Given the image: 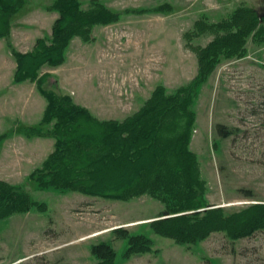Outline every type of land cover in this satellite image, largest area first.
Instances as JSON below:
<instances>
[{
  "label": "rangeland",
  "instance_id": "obj_1",
  "mask_svg": "<svg viewBox=\"0 0 264 264\" xmlns=\"http://www.w3.org/2000/svg\"><path fill=\"white\" fill-rule=\"evenodd\" d=\"M54 1L23 0L24 5L11 16L9 39H0V134H7L0 144V178L20 186L32 202L28 210L0 218V264H97L89 248L99 241L111 243L116 252L113 264H264V228L235 239L218 230L194 244H179L149 226L151 220L169 215L168 206L159 198L144 193L122 200L40 187L29 178L32 171L24 174L41 166L39 151L44 161L53 151L54 139L39 137L33 143L19 132L20 124L36 125L40 117L39 111L23 113L26 104L35 111L45 99L34 83H11L15 60L7 42L22 52L33 48L38 37L49 43L58 16L48 8ZM77 1L82 12L100 4L121 15L114 22L90 27L88 42L72 37L64 61L56 67L43 65L39 73L52 75L45 83L47 89L69 94L74 103L100 120L118 121L137 111L159 84L169 95L195 77L197 50L215 39V31L209 29L193 35L197 21L209 26L227 18L239 5L256 6L258 2ZM161 2L169 3L172 10L124 13ZM254 32L246 37L241 55L220 57L189 106L194 122L187 149L197 162L198 177L206 184L207 207L220 206L225 214L264 204V39ZM217 123L231 133L220 136ZM50 128L51 124L42 127ZM23 146L37 162L31 169L11 170V163L17 164L26 152ZM116 228L147 236L151 251L124 259L126 241L115 238Z\"/></svg>",
  "mask_w": 264,
  "mask_h": 264
},
{
  "label": "trees",
  "instance_id": "obj_2",
  "mask_svg": "<svg viewBox=\"0 0 264 264\" xmlns=\"http://www.w3.org/2000/svg\"><path fill=\"white\" fill-rule=\"evenodd\" d=\"M23 5V0H0V38L9 39L11 16ZM78 5L77 0H55L48 7L58 14L51 26L49 43L38 37L31 51L23 53L7 42L16 62L13 82H35L46 101L39 122L20 124L19 132L27 138L54 139L53 151L39 168L32 170L29 178L40 187L77 190L100 197L126 200L147 193L159 198L168 206L169 215L151 220L149 226L154 233L179 244H194L218 230L235 239L263 229L264 204H250L229 214L220 206L207 207L206 184L198 177L197 162L187 149L194 122V112L189 106L197 89L221 56H239L244 52V41L258 29V24L262 28L253 35L264 39V23H258L252 7L239 5L227 18L209 26L202 20L197 21L193 35L209 29L215 31V39L197 50L195 77L169 95L159 84L137 111L118 121L100 120L88 108L74 103L69 94L47 89L45 83L50 74L39 73L43 65L56 67L64 61V52L72 37L80 36L88 42L90 27L114 22L121 15L100 4L87 12L80 11ZM171 10L169 3L161 2L124 13L139 15ZM48 124L51 128L43 130ZM215 129L222 137L231 133L221 123ZM6 137V133L0 134V144ZM31 205L24 189L0 180V218L28 210ZM188 210L193 212L178 213ZM113 233L115 238L126 241L124 259L151 251V240L143 234L132 235L123 228H116ZM89 250L97 264H113L116 258L109 241L93 243Z\"/></svg>",
  "mask_w": 264,
  "mask_h": 264
},
{
  "label": "crops",
  "instance_id": "obj_3",
  "mask_svg": "<svg viewBox=\"0 0 264 264\" xmlns=\"http://www.w3.org/2000/svg\"><path fill=\"white\" fill-rule=\"evenodd\" d=\"M1 39V38H0ZM3 39V38H2ZM36 40V39H35ZM32 49V48H31ZM31 49L30 50H28V51H31ZM28 51H24V52H28ZM20 52H22V51H20ZM23 52V53H24ZM15 68H16V62H15ZM15 68H14V71H15ZM43 73H44V71H43ZM13 75H14V72L12 73V78H11V83L13 84V85H22L23 83H25V82H27V83H34L35 84V82H31V81H29V80H26V81H23V82H21V83H14L13 82ZM50 76H52L51 74H50ZM3 84V82H0V85H2ZM35 87H36V84H35ZM36 90H37V87H36ZM2 91V87L0 86V92ZM37 92H38V90H37ZM39 93V92H38ZM40 94V93H39ZM40 96H42L41 94H40ZM43 97V96H42ZM44 98V97H43ZM45 105H46V102L44 101V100H42V104L40 105V108L38 109H36L35 111L33 110V109H30V107L31 106H29L28 105V103L26 104V106H25V108H24V110H23V113H25L26 115H29V114H38V111H39V115H40V117H39V119H38V122H39V120L41 119V117H42V115H43V111H44V108H45ZM92 114H94L93 112H91ZM103 119H111V118H103ZM102 119V120H103ZM23 137V136H22ZM38 139H40L39 137H32V138H30L29 140H30V142H33V143H38ZM6 140H8V139H6ZM5 140V141H6ZM5 141H4V143H5ZM26 146H27V144H26ZM24 148H26L25 146H23ZM27 149V148H26ZM36 149H37V147H36ZM36 152V151H35ZM38 153L36 152V154H35V156L37 155ZM39 156H40V161L39 162H43V153H42V150H40L39 151ZM22 158H21V160L19 161V162H17V164L16 163H14V162H12L11 163V165H10V169L11 170H16V169H18V168H20V170L22 171V168H33V167H31L33 164H35L36 162H37V160H34L32 157V155L31 154H29V151H28V149L26 150V152H25V154L24 155H22L21 156ZM37 157V156H36ZM34 169V168H33ZM33 169H31L29 172L28 171H26L24 174H28V173H30ZM0 180H4V179H1L0 178ZM5 181V180H4Z\"/></svg>",
  "mask_w": 264,
  "mask_h": 264
},
{
  "label": "flooded vegetation",
  "instance_id": "obj_4",
  "mask_svg": "<svg viewBox=\"0 0 264 264\" xmlns=\"http://www.w3.org/2000/svg\"><path fill=\"white\" fill-rule=\"evenodd\" d=\"M256 6H251L256 17L260 23H264V0H258L255 4Z\"/></svg>",
  "mask_w": 264,
  "mask_h": 264
},
{
  "label": "built area",
  "instance_id": "obj_5",
  "mask_svg": "<svg viewBox=\"0 0 264 264\" xmlns=\"http://www.w3.org/2000/svg\"><path fill=\"white\" fill-rule=\"evenodd\" d=\"M261 64L264 67V58L261 60Z\"/></svg>",
  "mask_w": 264,
  "mask_h": 264
},
{
  "label": "water",
  "instance_id": "obj_6",
  "mask_svg": "<svg viewBox=\"0 0 264 264\" xmlns=\"http://www.w3.org/2000/svg\"><path fill=\"white\" fill-rule=\"evenodd\" d=\"M211 207H215V206H209L208 208H211ZM202 210H204V209H199L197 211H202Z\"/></svg>",
  "mask_w": 264,
  "mask_h": 264
}]
</instances>
